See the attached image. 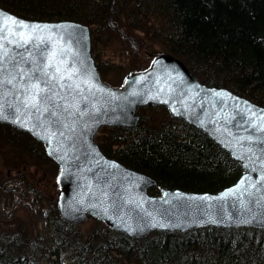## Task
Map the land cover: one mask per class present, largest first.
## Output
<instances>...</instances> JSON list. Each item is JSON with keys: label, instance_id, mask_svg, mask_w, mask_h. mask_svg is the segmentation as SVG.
Segmentation results:
<instances>
[{"label": "trees", "instance_id": "obj_1", "mask_svg": "<svg viewBox=\"0 0 264 264\" xmlns=\"http://www.w3.org/2000/svg\"><path fill=\"white\" fill-rule=\"evenodd\" d=\"M0 7L24 19L86 25L100 78L111 86L167 52L201 83L264 107V0H0ZM136 112L135 127H100L94 141L105 156L152 177L150 194L215 193L243 173L239 161L165 106ZM57 173L43 144L0 123V200H14L9 177L28 188L19 193L24 217L0 209V264H264L261 228L154 230L134 238L88 216L82 230L60 218Z\"/></svg>", "mask_w": 264, "mask_h": 264}, {"label": "water", "instance_id": "obj_2", "mask_svg": "<svg viewBox=\"0 0 264 264\" xmlns=\"http://www.w3.org/2000/svg\"><path fill=\"white\" fill-rule=\"evenodd\" d=\"M7 17L48 25L50 31L35 34L43 43L37 39L18 47V38L4 31L14 27L10 20L5 24ZM53 53L52 67L45 69ZM57 66L63 81L52 79L59 76ZM0 69L8 73L0 81L15 78L0 87V105L8 116L0 123L30 134L57 164V210L65 222L79 224L89 216L134 238L154 230L264 229L263 106L201 83L167 52L156 55L146 69L128 73L120 86H111L100 78L86 25L24 19L1 7ZM36 82L44 90L41 96L51 100L41 103L39 112L21 103L25 88ZM145 105H163L204 131L240 162L243 173L215 193L162 188L160 194H150L156 184L152 177L105 156L94 141L100 127H135L136 110ZM48 131L55 133L51 142L44 138Z\"/></svg>", "mask_w": 264, "mask_h": 264}, {"label": "snow or ice", "instance_id": "obj_3", "mask_svg": "<svg viewBox=\"0 0 264 264\" xmlns=\"http://www.w3.org/2000/svg\"><path fill=\"white\" fill-rule=\"evenodd\" d=\"M11 21L12 25H14L13 29L11 32H8L7 27H5L4 31L8 34V36L12 38H18V43L17 46L21 47L24 46L26 47L29 43L33 42L34 40H40L41 43H43V37L42 36H36V33H43L46 31H50L48 25H38V24H28L27 22L24 21H18L16 19H13L11 17H7L5 20V24H7L8 21ZM6 36L5 38H8ZM43 50V49H42ZM55 58V53H53L49 57V63L48 65H45V69L51 68L52 67V60ZM15 67V63L13 65ZM56 73L59 74V76L53 74L52 79L57 80V81H63L65 79V76L63 72L61 71L60 67H56ZM8 73L6 70L0 69V76H6ZM45 75H47V72H45ZM70 78V77H68ZM13 79H5L0 81V87H3L4 85H10L13 83ZM21 79H24V77H21ZM63 86V85H61ZM44 90L40 87L39 82L33 83L31 87H26L25 92L23 95V100L21 103L23 104L25 109H30V110H35L37 112L40 111V105L43 102H51L50 97L45 94L41 96V93ZM44 111H48L47 108L44 109ZM51 115H55V113H51ZM0 119H8L7 115H4L3 113V105H0ZM41 131H45L44 127H41ZM63 135V133H60ZM55 133L48 131L47 136L44 137L51 142V140L54 138Z\"/></svg>", "mask_w": 264, "mask_h": 264}, {"label": "rangeland", "instance_id": "obj_4", "mask_svg": "<svg viewBox=\"0 0 264 264\" xmlns=\"http://www.w3.org/2000/svg\"><path fill=\"white\" fill-rule=\"evenodd\" d=\"M118 58L116 57L114 59L115 62H118ZM138 114V113H137ZM139 115V114H138ZM36 178L39 180L43 179L44 178V175L43 174H39L36 176ZM6 184L9 185V191L10 193H12V199H14L13 201H11L10 199L7 200V198H2L0 200V209L4 212V214H6V216H9V214H13L14 212V209H18V212H16L15 214L18 215V216H21V217H24L25 215V211L23 209H19L18 208V204L21 203V200L20 199H24L22 198L19 193L22 192V191H25L27 190L28 188L24 185L23 182L19 181L18 179H14L13 177L12 178H8L6 181H5ZM5 184V185H6ZM42 185L43 188H45L43 190V192L46 194V195H50L51 193V186H52V183L50 185V182H46V183H43ZM27 204V202H26ZM27 207V205H26ZM28 209H33L34 207H27ZM91 224V221L90 220H85L82 222L81 224V229L84 230L88 227V225ZM65 261H68L66 259V257L64 256L63 258Z\"/></svg>", "mask_w": 264, "mask_h": 264}]
</instances>
